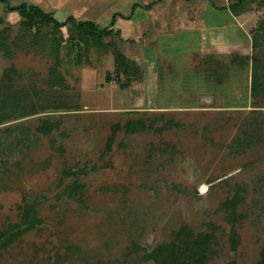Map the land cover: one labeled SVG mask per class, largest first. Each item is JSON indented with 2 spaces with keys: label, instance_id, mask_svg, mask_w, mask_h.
I'll use <instances>...</instances> for the list:
<instances>
[{
  "label": "rangeland",
  "instance_id": "rangeland-1",
  "mask_svg": "<svg viewBox=\"0 0 264 264\" xmlns=\"http://www.w3.org/2000/svg\"><path fill=\"white\" fill-rule=\"evenodd\" d=\"M234 1L156 0L149 10L124 4L118 6L124 12L110 15L119 16L118 35L71 49L67 27L56 32L7 7L35 4L62 22L93 14L83 6L0 0V77L11 70L15 87L51 104L0 124V233L23 223L25 204L36 202L44 222L0 248V264H154L144 260V250L169 241L183 224L213 234L209 264L260 260L264 6L246 2L234 13L228 7ZM101 18L95 23L107 26L109 19ZM216 30L226 46L215 42ZM120 53L124 61L116 58ZM51 68L64 86L51 78ZM138 118L144 131L115 130L105 154L112 126ZM44 120L58 126L40 135L35 128ZM82 167L90 169L62 174ZM74 182L83 185L81 195L69 194ZM233 198L231 222L225 209Z\"/></svg>",
  "mask_w": 264,
  "mask_h": 264
},
{
  "label": "trees",
  "instance_id": "trees-1",
  "mask_svg": "<svg viewBox=\"0 0 264 264\" xmlns=\"http://www.w3.org/2000/svg\"><path fill=\"white\" fill-rule=\"evenodd\" d=\"M259 1L262 6H264V0H235L228 7L230 10H234V13L242 7L246 2ZM22 10L26 14L32 15L40 23H47L52 26L54 31L59 32L62 28L67 27V37L68 43L71 49L79 48L85 49L89 41H97L103 34L110 33L113 35H118L119 30L114 29L115 20L119 17L118 14L111 16V19L107 26H99L97 23L88 20L75 21L72 17H68L64 21H58L51 12L45 11L38 5L31 3H21L15 7L8 6L7 11H18ZM122 17V16H121ZM69 25V26H68ZM71 27V28H70ZM253 35L252 47L256 48L257 45V34ZM62 38V36H58ZM54 50V51H53ZM51 50L53 53L57 51L54 47ZM79 58V57H78ZM116 58L124 61L123 55L117 54ZM257 60L252 58V65H256ZM51 78L55 79L62 86L65 84L64 78L56 73L54 68L50 70ZM253 81V74H252ZM49 83V82H48ZM16 81L12 74V71L7 69L0 77V124L19 120L21 118L33 115L37 111L46 112L45 106H50L51 104H45L43 98L36 97L32 99L26 90L23 88L15 87ZM50 87L52 85L48 84ZM253 86V85H252ZM254 85L252 88H255ZM56 105L53 107L55 108ZM58 108V107H57ZM56 108V109H57ZM151 123V122H150ZM145 122L138 118L137 120H127L123 124H115L112 126V134L106 140L104 152L108 154L111 152L113 147V142L115 139V130L123 131L126 135L133 134L136 132L144 131L146 128ZM56 126H58L57 121L44 120L41 125L35 128L36 133L40 135L49 134ZM87 169L90 167H82L79 170H64L63 175H74L86 174ZM83 185L79 182H74L72 186L69 187L68 192L71 196L82 194ZM233 198L231 201L227 202L228 211L226 214L227 220L234 222L236 221L237 212L235 210ZM36 202L33 204H25L22 209L23 220L21 224H18L10 229L0 233V248H5L12 244V242L27 231L31 229L41 230L43 228L44 222L41 218L37 216L36 212ZM234 231V230H232ZM231 231V245L232 248L236 247L238 243L237 236ZM214 241L213 234L208 232H196L188 225H181L176 231L173 232L171 238L167 242L156 244L150 250H144L143 258L146 261H151L154 264H209L212 256L215 254L212 244ZM231 264H235L234 261ZM255 264H264V249L260 252V260Z\"/></svg>",
  "mask_w": 264,
  "mask_h": 264
},
{
  "label": "crops",
  "instance_id": "crops-1",
  "mask_svg": "<svg viewBox=\"0 0 264 264\" xmlns=\"http://www.w3.org/2000/svg\"><path fill=\"white\" fill-rule=\"evenodd\" d=\"M156 0H154V1H152V4L155 2ZM74 2H76L77 4H78V6H83L84 7V9L85 10H88V12L89 13H93L92 15H90V16H87V17H82L81 19H79L78 21H80V20H88V21H93V22H96V20L97 19H100V15H102V18H104V17H106V18H108L109 19V21H110V19H111V12H112V10L113 11H115V12H120V10H121V12H124V10H122V9H120V8H118V6H124V4L125 5H127V6H129L130 4L132 5V4H138V3H140V4H142V5H144V7H146V9H151V6H152V4H151V1H149V0H135L134 2L133 1H130V0H74ZM151 4V5H150ZM148 5H150V6H148ZM99 6H100V8H99ZM212 6V5H211ZM211 6H209V7H211ZM97 7V10H95V8ZM123 8V7H122ZM127 8V7H126ZM212 8V7H211ZM128 9V8H127ZM145 9V10H146ZM74 11H75V9H74ZM135 12H136V10H134ZM133 11V13L135 14V12ZM52 13V12H51ZM132 13V14H133ZM215 16H217L216 17V19L218 20V15H215ZM226 16V15H225ZM68 17H72L74 20L76 19L73 15H67L65 18H64V20L65 19H67ZM101 18V19H102ZM57 19V18H56ZM122 19V18H121ZM125 19V18H124ZM220 19V18H219ZM224 19V18H223ZM222 19V20H223ZM234 17H232L230 20L233 22L234 20ZM77 20V19H76ZM117 20V19H116ZM212 26H220L221 24H219V23H215V22H213L212 24H211ZM228 25V24H227ZM232 26H236V24H232ZM227 26H226V24H222V28H226ZM236 27H239V28H237L238 29V31L240 32V35L241 36H245L244 35V33H243V29L242 28H240V26H236ZM228 28H229V25H228ZM215 30V29H214ZM213 32V31H212ZM213 34H216V36H215V38H216V41L215 42H219V44H221L220 45V47L222 46V45H225V44H222V42H221V40L220 39H218V38H221L220 37V35H218V30H216ZM248 34H249V32H248ZM246 36H248L247 35V32H246ZM214 42V43H215ZM229 45H232V44H228V46ZM226 46V45H225ZM234 47H235V44L233 45ZM232 47V46H231ZM234 47H232V48H234ZM213 50V49H212ZM215 50V49H214ZM219 52H220V50H219ZM212 52L211 51H209V52H207V56H211L212 57V55L213 54H218V52H216V53H213V54H211ZM246 58L247 59H251V56H249V53L248 52H246Z\"/></svg>",
  "mask_w": 264,
  "mask_h": 264
}]
</instances>
